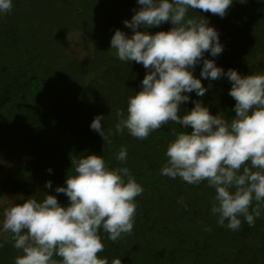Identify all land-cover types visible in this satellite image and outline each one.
Returning <instances> with one entry per match:
<instances>
[{
  "label": "trees",
  "instance_id": "16d2710c",
  "mask_svg": "<svg viewBox=\"0 0 264 264\" xmlns=\"http://www.w3.org/2000/svg\"><path fill=\"white\" fill-rule=\"evenodd\" d=\"M140 7L137 0H13L11 12L0 13V149L39 166L43 181L32 198L42 201L46 193L53 194L63 206L68 198L55 189L66 186L67 175L75 174L72 161L98 154L109 167L130 170L144 191L136 197L131 234L113 242L100 231L105 248L99 255L109 264L115 258L123 264H264V211L254 226L241 218L240 229L230 230L218 225V215L211 212L215 189L206 181L190 185L161 174L167 146L175 139L172 130L191 128L170 122L144 140L125 130L112 135L111 144L90 128L94 117L102 114L105 134L114 131L117 109L127 115L129 97L141 88L147 70L134 61H121L110 48L114 32H125L123 21ZM200 15L216 28L224 46L220 55L205 53L206 58L225 72L232 68L241 75L264 73V0H233L223 18L199 9L188 12L189 17ZM171 27L168 22L147 31L154 34ZM72 32L86 42V61L69 54ZM202 66L201 61L194 75L208 90L203 97L189 93L180 114L199 100L213 115L223 112L231 120L236 103L228 94L231 82L226 76L215 81L200 77ZM121 147L128 152L125 162L116 159ZM35 177L19 172L0 186V196L29 190ZM49 180L52 187L45 188ZM5 237L0 264H14L20 251L9 233L0 235V241Z\"/></svg>",
  "mask_w": 264,
  "mask_h": 264
},
{
  "label": "clouds",
  "instance_id": "9594fccd",
  "mask_svg": "<svg viewBox=\"0 0 264 264\" xmlns=\"http://www.w3.org/2000/svg\"><path fill=\"white\" fill-rule=\"evenodd\" d=\"M137 3L141 7L123 21L132 34L117 29L110 48L121 61H134L147 70L141 88L129 97L127 115L117 109L114 131L105 134L102 114L94 117L90 128L109 144L112 135H122L125 130L144 140L170 122L191 128L190 132L172 130L175 139L167 146L161 174L179 177L190 185L206 181L214 188L211 212L218 215V225L239 230L243 218L254 226L264 211V73L241 75L232 68L225 72L215 60L206 58L205 53L216 57L223 52L219 33L206 17L188 16L190 9H199L223 18L233 0ZM12 8L13 0H0V13ZM168 22L172 25L168 31H147ZM201 61L200 77L215 81L226 76L231 82L228 94L236 102L231 120L223 112L213 115L199 100L189 112L180 114L181 105L190 100L189 93L195 91L203 97L208 90L194 75ZM127 156V149L121 147L116 159L125 162ZM72 164L75 174L67 175L66 186L55 189L67 196V206L56 195L46 193L42 201L27 198L4 209L2 233H9L13 247L21 252L14 264H109L99 255L105 248L101 229L113 242L132 233L136 197L144 189L130 170L109 167L98 154H88ZM51 187L52 182L46 181L45 188ZM7 240L0 241V248ZM111 264L123 262L115 258Z\"/></svg>",
  "mask_w": 264,
  "mask_h": 264
},
{
  "label": "rangeland",
  "instance_id": "374dc122",
  "mask_svg": "<svg viewBox=\"0 0 264 264\" xmlns=\"http://www.w3.org/2000/svg\"><path fill=\"white\" fill-rule=\"evenodd\" d=\"M125 33L130 36L132 34V30L126 27ZM69 38L70 56L73 58H78L82 61H86L88 55L85 49L86 42L84 38L75 32H72ZM0 159L1 163L3 164V170L0 173V186L10 178L14 179L21 171L36 175L34 179L35 185L30 187L29 190H18L0 196V235L4 236L7 235V233H2V219L4 209L9 207L12 203H22L24 199L32 198L33 193L43 181V177L42 175H39V166L27 157L22 156L18 159H13L8 150L0 149Z\"/></svg>",
  "mask_w": 264,
  "mask_h": 264
}]
</instances>
